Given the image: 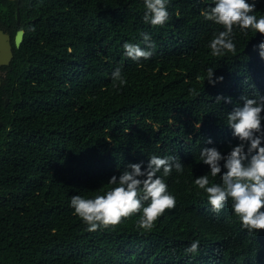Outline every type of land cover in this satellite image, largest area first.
<instances>
[{"label": "trees", "instance_id": "1", "mask_svg": "<svg viewBox=\"0 0 264 264\" xmlns=\"http://www.w3.org/2000/svg\"><path fill=\"white\" fill-rule=\"evenodd\" d=\"M210 6L169 0L161 27L144 22V0H0V28L13 46L0 67V264H264V230L243 229L231 200L214 213L194 184L201 175L221 182L200 151L227 154L238 143L227 113L243 95L264 96V36L235 28L236 55L212 56L223 28L201 15ZM254 14L264 16V0ZM143 33L156 47L133 61L123 44L143 48ZM118 67L122 86L112 79ZM210 67L222 82L205 80ZM153 155L184 165L157 173L176 207L149 231L137 227L142 213L88 231L71 197L104 194L113 175L129 164L143 170ZM194 241L198 251L187 253Z\"/></svg>", "mask_w": 264, "mask_h": 264}, {"label": "clouds", "instance_id": "2", "mask_svg": "<svg viewBox=\"0 0 264 264\" xmlns=\"http://www.w3.org/2000/svg\"><path fill=\"white\" fill-rule=\"evenodd\" d=\"M168 3L169 0H144V22L164 26L169 20ZM212 3L214 6L201 13L205 20L223 28L209 43L212 56L236 55L235 28L245 35L252 30L264 36V16L257 18L254 14L256 0L251 3L247 0H212ZM142 36L143 48L139 44H123L124 54L133 61L150 59L156 47L148 34ZM258 49L260 58L264 59V40ZM213 69H207L205 80L209 84L222 82L223 76L213 79ZM112 79L121 86L126 84L119 67L112 73ZM222 99L231 103V97L222 96H217L215 102L220 103ZM240 99L242 106L236 105L227 113L226 123L238 143L227 154L212 147L202 148L199 155L200 161L210 169L211 177L219 175L221 182L214 183L209 175H201L195 178L194 184L207 195L214 213H220L231 200L241 227L249 233H257L264 230V96L257 93L251 98L243 95ZM196 127L199 128V124ZM206 143L211 144L212 140L208 139ZM161 170L167 177L173 170L183 173L184 165L176 156L153 155L143 170L139 163L129 164L118 178L113 175L108 184L114 187L104 194L94 198L73 195L70 206L87 225L88 231L115 227L124 219L140 213L137 227L149 231L167 210L176 207L175 196L168 191L164 179L157 175ZM198 249L199 241H194L185 251L196 253Z\"/></svg>", "mask_w": 264, "mask_h": 264}, {"label": "water", "instance_id": "3", "mask_svg": "<svg viewBox=\"0 0 264 264\" xmlns=\"http://www.w3.org/2000/svg\"><path fill=\"white\" fill-rule=\"evenodd\" d=\"M20 22V12L17 9L16 23ZM24 29L18 28L13 36V43L15 47H19L23 40ZM13 58V46L10 33L0 28V67L3 65H9ZM1 81V80H0ZM8 99H5L7 103ZM0 121V125H1Z\"/></svg>", "mask_w": 264, "mask_h": 264}]
</instances>
